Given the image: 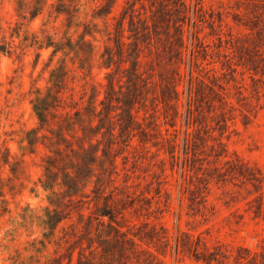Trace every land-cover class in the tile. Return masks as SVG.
<instances>
[{
	"label": "rangeland",
	"instance_id": "1",
	"mask_svg": "<svg viewBox=\"0 0 264 264\" xmlns=\"http://www.w3.org/2000/svg\"><path fill=\"white\" fill-rule=\"evenodd\" d=\"M38 1L0 0V40L13 43L19 53L0 55V148L10 150L12 164V169L9 164L0 168V264H51L58 258L66 264L80 208L85 215L91 211L87 208L92 206L90 198L82 191L78 199L83 201L74 203L59 187L56 195L43 188L46 149L38 145L32 151L25 139L29 130L39 126L32 108L35 90H46L50 68L58 66L62 56H56L48 67L51 49L39 50L32 44L36 33L43 38L41 28L58 39L63 36L68 21L54 12L58 3L70 6L77 15L75 22L80 25L69 30L74 40L79 39L84 23L100 29L96 41L87 36L96 48L84 69L79 68V58L75 63L68 60L75 90L66 92V101L78 100L85 84L89 88L98 85L104 97L106 86L99 83H107V72L115 68L102 66L101 53L107 44L113 46L108 32L115 36L118 21L131 8L135 25L142 34L146 32L142 35L145 77L154 86L171 62L178 61L185 104L194 74V102L203 120L192 127L195 148L226 152L220 159L201 153L206 157L201 170L197 161L195 168H183L184 114L177 120L181 128L175 148L178 160L171 157L165 139L169 137L166 129L174 130L162 116L160 129L165 138L160 152L150 144L145 148L138 135L128 148L116 145L118 175L107 192L114 190L119 199L114 207L123 212L119 215L121 224H126L122 229L141 240L133 249L128 242L115 240L105 227L108 240L103 264H264V0H41L43 10L32 18L30 11ZM105 5V10L112 5L108 22L95 17ZM129 20L127 13V30ZM123 90V97L128 96L127 86ZM147 103L150 120L154 110ZM181 109L185 113L183 104ZM161 110L162 106L156 113L161 115ZM143 115L142 110L140 120ZM223 115L227 124L220 130L218 120ZM228 159L252 167L259 176L257 186L230 176L227 181L218 180L213 172ZM93 186L86 192L91 194ZM50 196L71 204L59 205L66 216L71 211V217L55 233L44 224ZM118 243L127 247L123 259Z\"/></svg>",
	"mask_w": 264,
	"mask_h": 264
},
{
	"label": "trees",
	"instance_id": "2",
	"mask_svg": "<svg viewBox=\"0 0 264 264\" xmlns=\"http://www.w3.org/2000/svg\"><path fill=\"white\" fill-rule=\"evenodd\" d=\"M60 4V6H58ZM54 12L57 17L65 15L68 21L67 29L61 38L47 33L44 28L43 38H39L38 33L34 35L33 45L39 50L51 49L50 67L56 56L60 57V64L50 68V76L47 81L46 90L37 88L35 96L32 99V108L38 118L39 126L29 130L26 134V141L34 151L38 145H43L46 149L45 164L43 165L44 173L40 182L45 190L58 194L56 188L59 187L69 202L79 203L83 199H78L79 194L84 193L89 197L92 206H88L90 213L85 215L80 208V218L71 233V243L68 247V261L66 264H103V252L106 251L105 243L108 238L104 235V229L107 227L113 238L120 242H128L131 248L136 249L139 246L141 236L132 234L129 230L124 231L119 215L123 212L114 207L119 199L108 189L115 185L117 172V157L115 152L116 145L122 144V147L128 148L133 137L139 136L140 141L145 148L155 147L156 151L162 149L161 142L165 138L162 136L161 116L165 123L170 124L173 132L166 129L169 137L165 138L169 142V152L171 157L179 159L180 156L175 151L179 146V133L181 128L177 125V120L185 116V129L183 130V161L186 167L195 168L198 162V170L204 167L206 157L215 156L220 159L226 155L225 150L213 147V152L208 153L204 150H196L197 141L194 140L195 126L197 121L202 122L199 118L200 106H195L194 85L195 75L191 74L189 78V88L186 95L185 104L182 101V90L180 84L183 75L177 66L178 61L173 60L168 71L160 74V82L152 80L143 71L144 51L142 35L139 28L135 25L134 11H125L118 21L115 36L112 38L109 34V41L112 40L113 46L107 44L101 53L102 66L107 69L115 68V71H109L106 74L107 83L100 82L101 87L106 86V93L101 98V89L98 85H91L90 88L83 87L82 95L79 99L74 97L66 101L67 91H74L75 87L71 85L74 78L70 74L68 60L75 63V58L80 59V69L86 66V59L92 57L95 53L97 34L99 28L91 27L90 24L84 23V29L80 33L78 40H74L69 34V30L74 26H79L75 22L77 15L71 10L70 6L65 3H58ZM44 2H37L34 10L30 11L32 18H35L42 12ZM103 6L101 12L95 17L104 18L108 22V17L112 12V5L109 10ZM127 13L130 16V28L126 27L125 21ZM97 26V23L94 26ZM148 28L147 24H143ZM130 31L132 34H127ZM90 36L94 39L87 38ZM134 37V40L128 42L127 39ZM19 54L16 47L11 42L0 40V55ZM41 56L40 51L37 53V60ZM178 59V58H177ZM129 63V66H126ZM126 72L124 75L117 76L116 72ZM126 77V79H124ZM124 86H127L128 96L124 95ZM156 86L159 87L157 91ZM154 96H150L152 89ZM71 92V94H73ZM156 93V94H154ZM148 101L154 113L150 114V120H147ZM181 104L185 106V113L181 109ZM161 115L156 111L160 110ZM144 111L142 120H140V111ZM203 115V114H202ZM218 120L219 129L226 125V118ZM224 123V124H223ZM162 136V139H161ZM203 139V137H201ZM201 153L206 157L202 158ZM11 152L0 148V168L4 164H9ZM182 158V157H181ZM178 163V162H177ZM192 167V168H191ZM97 170L99 173H97ZM216 171V172H215ZM213 173H217L218 180L227 181L229 178H240L243 182L252 183L257 186L259 176L256 171L239 159H228L225 164L216 167ZM230 176V177H229ZM96 177V179H94ZM229 177V178H228ZM94 183L91 188V194L86 192L90 184ZM81 195V194H80ZM59 197L50 196L51 206L47 207L46 219L44 224L55 233L59 225L68 217H71V211L68 216L63 214L59 205H71ZM78 207V205L74 206ZM73 207V208H74ZM107 219H104V218ZM129 227V226H128ZM122 238V241H121ZM117 252L124 258L127 254V247L118 243ZM116 255V254H115ZM116 257V256H115ZM152 259L150 262H152ZM51 264H62L60 258L55 259Z\"/></svg>",
	"mask_w": 264,
	"mask_h": 264
}]
</instances>
